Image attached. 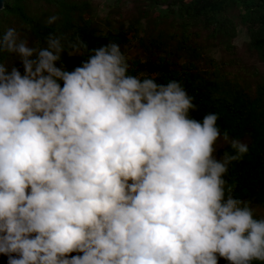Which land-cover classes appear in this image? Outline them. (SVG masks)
I'll list each match as a JSON object with an SVG mask.
<instances>
[{"label": "clouds", "instance_id": "obj_1", "mask_svg": "<svg viewBox=\"0 0 264 264\" xmlns=\"http://www.w3.org/2000/svg\"><path fill=\"white\" fill-rule=\"evenodd\" d=\"M56 16L49 17L53 23ZM0 254L8 264H264V217L225 178L249 151L178 81L78 35L0 53ZM68 56L86 57L68 69ZM233 151L217 156L218 148Z\"/></svg>", "mask_w": 264, "mask_h": 264}, {"label": "trees", "instance_id": "obj_2", "mask_svg": "<svg viewBox=\"0 0 264 264\" xmlns=\"http://www.w3.org/2000/svg\"><path fill=\"white\" fill-rule=\"evenodd\" d=\"M122 1L101 16L93 0H3L0 34L15 28L33 47H44L49 34L78 35L89 50L116 43L129 74L180 82L197 105L193 117L218 114L221 132L248 145L225 178L235 185L234 196L264 217V0H132L127 10ZM239 27L247 34L242 51L234 43ZM84 58L65 53L62 61L70 70ZM0 61L23 73L15 54L0 53ZM225 151L233 150L224 145L216 154Z\"/></svg>", "mask_w": 264, "mask_h": 264}, {"label": "rangeland", "instance_id": "obj_3", "mask_svg": "<svg viewBox=\"0 0 264 264\" xmlns=\"http://www.w3.org/2000/svg\"><path fill=\"white\" fill-rule=\"evenodd\" d=\"M94 3H96V8L97 11L99 13V15L103 16L105 13H107V11L115 6V2L114 0H93ZM119 6L121 7L122 10H127V9H132L133 3L132 0H123L121 3H119ZM238 35L237 37L234 39V43L240 48L239 50L242 51L243 50V44L247 41V34L245 32V30L241 27L238 28ZM242 48V49H241ZM244 53V52H241ZM214 56L218 55L217 50H212V52L210 53ZM246 54V53H245Z\"/></svg>", "mask_w": 264, "mask_h": 264}, {"label": "water", "instance_id": "obj_4", "mask_svg": "<svg viewBox=\"0 0 264 264\" xmlns=\"http://www.w3.org/2000/svg\"><path fill=\"white\" fill-rule=\"evenodd\" d=\"M3 7V0H0V9ZM0 264H8L7 257L0 254Z\"/></svg>", "mask_w": 264, "mask_h": 264}]
</instances>
